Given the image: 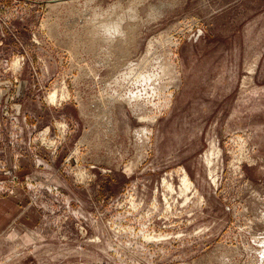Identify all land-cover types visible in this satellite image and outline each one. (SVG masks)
<instances>
[{"label":"rangeland","instance_id":"1","mask_svg":"<svg viewBox=\"0 0 264 264\" xmlns=\"http://www.w3.org/2000/svg\"><path fill=\"white\" fill-rule=\"evenodd\" d=\"M263 212L264 0H0V264H264Z\"/></svg>","mask_w":264,"mask_h":264},{"label":"bare ground","instance_id":"2","mask_svg":"<svg viewBox=\"0 0 264 264\" xmlns=\"http://www.w3.org/2000/svg\"><path fill=\"white\" fill-rule=\"evenodd\" d=\"M120 18V17H119ZM125 18V17H124ZM122 20H124L123 18H122ZM124 22V21H123ZM126 22V21H125ZM104 24V23H103ZM110 24H112V23H110ZM120 24V23H119ZM108 25H109V22H108ZM124 25V24H123ZM106 26H107V24H106ZM106 26H104V27H106ZM110 26V28H111V25H109ZM112 27L113 28H115L117 31L119 30V25L117 24V22H116V24L114 23V25H112ZM122 27V26H121ZM120 27V28H121ZM112 28V29H113ZM125 28H127V27H125ZM108 29V28H107ZM115 29H113V30H115ZM124 29V28H123ZM123 29H120V30H123ZM115 30V31H116ZM119 30V31H120ZM115 31H114V33H115ZM118 31V32H119ZM105 33H106V31H104ZM113 32V31H112ZM117 32V33H118ZM122 32V31H121ZM108 33H110V31L108 32ZM124 33V32H123ZM114 35H116V34H114ZM124 35V34H123ZM108 36V35H107ZM121 36V35H120ZM124 37H126V36H124ZM124 37H122V38H124ZM121 38V37H120ZM131 40V39H130ZM127 43H129V42H127ZM155 45V44H154ZM142 62V61H141ZM142 66V65H141ZM147 67V66H146ZM143 68V67H142ZM138 71V70H137ZM142 71V70H141ZM155 72V71H154ZM136 74V73H135ZM148 77V76H147ZM149 86V85H148ZM147 92V91H146ZM64 96V95H63ZM50 98H51V100H56L57 98H58V94H57V92H54V93H52L51 95H50ZM140 99V98H139ZM104 102V101H103ZM81 173V172H80ZM82 174V173H81ZM214 178V177H213ZM183 180H184V183H185V185L187 186V187H189L190 188V186H191V181H190V179H189V177H188V174H185L184 175V178H183ZM173 185V184H172ZM183 185V184H182ZM187 190V189H186ZM183 195V194H182ZM167 198V197H166ZM264 213V212H263Z\"/></svg>","mask_w":264,"mask_h":264}]
</instances>
